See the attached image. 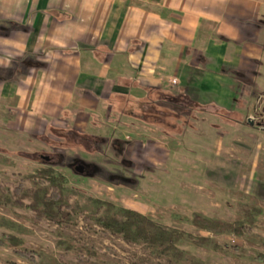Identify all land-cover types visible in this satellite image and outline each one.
Here are the masks:
<instances>
[{
    "label": "rangeland",
    "instance_id": "rangeland-1",
    "mask_svg": "<svg viewBox=\"0 0 264 264\" xmlns=\"http://www.w3.org/2000/svg\"><path fill=\"white\" fill-rule=\"evenodd\" d=\"M255 2L260 5L257 16H261L264 23V0ZM262 35L264 39V27ZM261 61V66L243 62V67L258 73L255 77L250 75L253 88L219 75V64L215 62L208 75L187 76L186 87L177 82L173 84V79L167 84L173 89L184 87L199 102H215L238 110L251 126H228L215 117L199 115L193 130L186 129L182 136L170 139L153 128L128 120L109 125L107 113L101 106H79L85 110L74 120L67 121L69 126L82 131L92 129L93 122L86 115L91 109L98 113L96 132L99 135L114 137L122 135L120 131L124 128L130 130L128 139L136 141L130 158L138 164L137 169L120 167L108 146L103 147L102 154L94 155L50 147L44 142L48 139L57 141V138L48 130L37 133L33 121L26 117L21 121L14 109L0 107V185L5 189L17 183V175L27 176L47 166L38 156H33L37 160L33 161L3 154L2 149L36 155L55 152L68 157L80 156L107 172L126 177L134 175L138 180L134 190L115 188L75 175L67 168L55 167L54 171L67 180L64 198L70 206V222L57 226L47 220H36L29 210L0 206V221L15 225L10 229L0 226V239L3 234H13L21 240L19 248L40 255L36 263L23 261L6 244L0 246V264H264V130L257 125L264 119V59ZM223 68L230 69L228 66ZM134 93L141 94L139 91ZM237 99L242 101L243 108L236 109ZM52 120L56 125L67 126L58 121L56 110ZM36 135H44V142L36 139ZM26 186L31 185L27 183ZM94 200L112 203L115 210L110 215L120 217L119 209L122 208L134 210L159 225L193 236L209 237L221 246L238 245L243 253L214 252L181 242L178 249L183 253V259L175 261L159 250L142 243H126L121 237L98 228L94 223L97 208ZM241 204L261 211L253 221L251 234L240 237L211 235L191 224L194 213L227 223L241 221ZM258 255L263 256V262L255 260Z\"/></svg>",
    "mask_w": 264,
    "mask_h": 264
},
{
    "label": "crops",
    "instance_id": "crops-1",
    "mask_svg": "<svg viewBox=\"0 0 264 264\" xmlns=\"http://www.w3.org/2000/svg\"><path fill=\"white\" fill-rule=\"evenodd\" d=\"M257 4L255 0H0V70L25 56L40 64L0 82V107L14 109L20 120L33 121L37 133L72 128L129 141L128 128L114 137L99 135L98 113L91 109L86 115L92 129L82 131L67 121L85 110L81 107L101 106L109 125L118 120L144 125L123 116L110 117L105 100L113 93L143 97L142 88L168 89L172 79L186 87L187 76L208 75L212 62L219 64V75L233 80L232 70L249 79L257 76V71L243 67L244 61L263 64L264 23L257 16ZM132 82L138 87H129ZM55 110L58 121L67 126L54 123Z\"/></svg>",
    "mask_w": 264,
    "mask_h": 264
},
{
    "label": "trees",
    "instance_id": "trees-1",
    "mask_svg": "<svg viewBox=\"0 0 264 264\" xmlns=\"http://www.w3.org/2000/svg\"><path fill=\"white\" fill-rule=\"evenodd\" d=\"M36 67H40V64L35 61L34 57L25 56L15 59L10 68L0 70V82L13 80L16 76L25 74ZM229 74L244 87H254L253 81L243 72L232 70ZM128 85L132 88L138 87L136 82L128 83ZM142 89L145 91L143 97H136L130 93L111 94L104 102L110 117H127L154 128L169 138L182 135L186 129L193 130L199 115L213 116L228 126L240 124L251 126L249 120L239 111L226 109L213 102L201 103L193 99L184 89ZM236 108H243L241 100L236 101ZM257 125L264 130V119ZM48 131L57 138V141L48 139L44 142V135H36V139H41L55 149L82 151L88 155L102 154L103 147L108 146L120 167L125 170L138 167V164L130 158L136 141L92 136L72 128H50ZM1 152L10 156L26 157L33 161H37L33 156H38L47 168L36 170L27 176L17 175V183L11 185L9 189L0 185V206L29 210L36 220H47L57 226L68 224L72 214L64 198L67 180L63 175L54 171L55 167L67 168L75 175L98 180L115 188L134 190L138 185V180L134 175L126 177L121 173L107 172L98 164L84 160L80 156L68 157L64 153L55 152L50 155H36L3 149ZM27 183L31 186L27 187ZM94 203L97 206L94 223L98 228L112 236L121 237L126 243H142L159 250L171 256L175 261L183 259V253L178 249L181 242L214 252H233L239 255L243 253V249L238 245L221 246L209 237L193 236L176 228L159 225L134 210L122 208L119 209L120 217L110 215L115 210L112 203L100 200H94ZM240 210L243 219L238 222L227 223L194 213L191 216V224L199 231L211 235L232 234L240 237L251 234L253 221L261 211L247 204H241ZM0 226L6 229L15 227L14 224L6 221H0ZM6 244L12 248V253L23 261L36 263L40 258L36 251L19 248L21 240L13 234L1 236L0 246ZM255 260L263 262V256L258 255Z\"/></svg>",
    "mask_w": 264,
    "mask_h": 264
},
{
    "label": "built area",
    "instance_id": "built-area-1",
    "mask_svg": "<svg viewBox=\"0 0 264 264\" xmlns=\"http://www.w3.org/2000/svg\"><path fill=\"white\" fill-rule=\"evenodd\" d=\"M171 82H172L173 84H175L176 80L173 79Z\"/></svg>",
    "mask_w": 264,
    "mask_h": 264
}]
</instances>
